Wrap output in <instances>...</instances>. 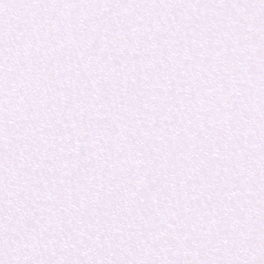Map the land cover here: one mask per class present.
<instances>
[{"label":"snow or ice","instance_id":"1","mask_svg":"<svg viewBox=\"0 0 264 264\" xmlns=\"http://www.w3.org/2000/svg\"><path fill=\"white\" fill-rule=\"evenodd\" d=\"M0 264H264V0H0Z\"/></svg>","mask_w":264,"mask_h":264}]
</instances>
